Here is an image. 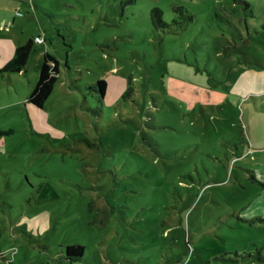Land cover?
<instances>
[{
    "label": "rangeland",
    "instance_id": "374dc122",
    "mask_svg": "<svg viewBox=\"0 0 264 264\" xmlns=\"http://www.w3.org/2000/svg\"><path fill=\"white\" fill-rule=\"evenodd\" d=\"M29 40L0 72V264H264V0H0Z\"/></svg>",
    "mask_w": 264,
    "mask_h": 264
},
{
    "label": "trees",
    "instance_id": "16d2710c",
    "mask_svg": "<svg viewBox=\"0 0 264 264\" xmlns=\"http://www.w3.org/2000/svg\"><path fill=\"white\" fill-rule=\"evenodd\" d=\"M30 2L32 0H20ZM152 21L154 25L163 23L162 14L153 11ZM165 24V23H164ZM35 48L33 40H29L25 45L20 46L16 50L15 57L6 65L5 70L10 72H26L28 63L31 59L32 53ZM60 61L49 52H46L43 62L40 66L39 79L37 84L28 98V104L42 109L52 94L56 84L60 80ZM100 95V101L104 102L111 94L110 84L107 80H98L92 87ZM128 91V90H127ZM128 92H126L127 96ZM64 256L73 260H80L84 257L85 247L82 244H71L65 246Z\"/></svg>",
    "mask_w": 264,
    "mask_h": 264
},
{
    "label": "crops",
    "instance_id": "0c3cea01",
    "mask_svg": "<svg viewBox=\"0 0 264 264\" xmlns=\"http://www.w3.org/2000/svg\"><path fill=\"white\" fill-rule=\"evenodd\" d=\"M18 47H20V46H17V45H15V44H13V43H7V42H5V41H0V55H2V58H1V61H0V72L1 73H16V72H10V71H6L5 70V67H6V65L15 57V54H16V50H17V48ZM49 52V51H48ZM50 53V52H49ZM51 54V53H50ZM55 57V56H54ZM43 62V61H42ZM42 64V63H41ZM41 64H40V66H41ZM40 66H39V71H40ZM0 73V74H1ZM19 73V72H18ZM38 79H39V76H38ZM37 84V83H36ZM36 86V85H35ZM35 88V87H34ZM34 90V89H33ZM32 90V91H33ZM32 93V92H31ZM30 93V94H31ZM30 96V95H29ZM29 98V97H28ZM27 104H28V100H27ZM28 106H31V107H33V108H35V109H38V108H36V107H34V106H32V105H30V104H28ZM29 227V226H28ZM62 248H63V253H61V254H58V256L57 257H59V258H61V259H63V261H62V263L61 264H65V261H69V260H71V261H81V260H83L84 259V257L82 258V259H80V260H73V259H70V258H68L67 256H64V252H65V246H62ZM86 250V249H85ZM50 253V252H49ZM58 258V259H59ZM57 259V260H58ZM53 260H56V259H53Z\"/></svg>",
    "mask_w": 264,
    "mask_h": 264
},
{
    "label": "built area",
    "instance_id": "2783aa9c",
    "mask_svg": "<svg viewBox=\"0 0 264 264\" xmlns=\"http://www.w3.org/2000/svg\"><path fill=\"white\" fill-rule=\"evenodd\" d=\"M37 42H38V43H43L44 41H43L41 38L38 37V38H37Z\"/></svg>",
    "mask_w": 264,
    "mask_h": 264
}]
</instances>
